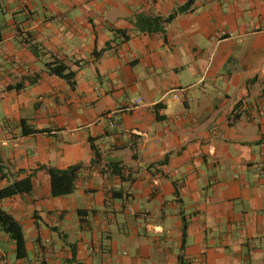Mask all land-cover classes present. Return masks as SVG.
Returning <instances> with one entry per match:
<instances>
[{
  "label": "crops",
  "instance_id": "1",
  "mask_svg": "<svg viewBox=\"0 0 264 264\" xmlns=\"http://www.w3.org/2000/svg\"><path fill=\"white\" fill-rule=\"evenodd\" d=\"M188 1L0 0V264H264V0Z\"/></svg>",
  "mask_w": 264,
  "mask_h": 264
},
{
  "label": "trees",
  "instance_id": "2",
  "mask_svg": "<svg viewBox=\"0 0 264 264\" xmlns=\"http://www.w3.org/2000/svg\"><path fill=\"white\" fill-rule=\"evenodd\" d=\"M195 0H189L182 8H180V12L189 10L194 4ZM176 14H172L166 18L156 17L151 20V22L147 21L149 25L148 27L153 26L154 24H159L161 22V26H164L171 22L175 18ZM153 24V25H152ZM158 27V25H157ZM155 27V29L157 28ZM46 68L48 72L56 75L58 77L71 80L74 77V73L71 71L68 65H66L63 61L55 59L51 62L46 63ZM96 156H98V151L95 145L92 146ZM49 171L52 180V193L54 195H64L67 193H71L73 191V182L76 177L77 171L80 169L79 166H73L66 170H59L51 167H44ZM63 184V185H62ZM32 189V184L30 177L24 179L21 182H16L8 188L1 191V197H11L16 195L17 193H27ZM0 224L3 226V230L10 234V236L16 241L18 246L19 255L23 254L24 248V235L21 225L13 219L12 216L5 212H0Z\"/></svg>",
  "mask_w": 264,
  "mask_h": 264
},
{
  "label": "built area",
  "instance_id": "3",
  "mask_svg": "<svg viewBox=\"0 0 264 264\" xmlns=\"http://www.w3.org/2000/svg\"><path fill=\"white\" fill-rule=\"evenodd\" d=\"M174 98H178V95H177V93H174ZM141 101V100H140ZM140 101H138V102H140Z\"/></svg>",
  "mask_w": 264,
  "mask_h": 264
}]
</instances>
